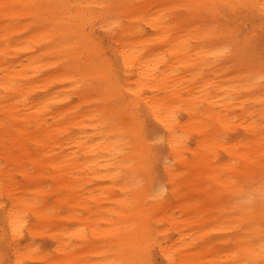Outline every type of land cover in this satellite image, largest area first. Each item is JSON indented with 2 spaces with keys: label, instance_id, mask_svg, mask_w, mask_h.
I'll list each match as a JSON object with an SVG mask.
<instances>
[{
  "label": "bare ground",
  "instance_id": "1",
  "mask_svg": "<svg viewBox=\"0 0 264 264\" xmlns=\"http://www.w3.org/2000/svg\"><path fill=\"white\" fill-rule=\"evenodd\" d=\"M19 2L24 6L22 10L30 13L40 24L38 32L33 35V43H46L44 50L63 64V68L56 74L47 76L49 80L67 76L65 81L70 86L78 85L81 80L85 83L92 78V75L101 80L103 73L111 66L105 60L94 59L91 53L98 50V42L91 28L86 30V27L98 25L109 32L113 30L112 42L121 62L119 68L122 70L124 80L116 89L106 86L105 94L115 90H126L131 96L127 105L136 106L139 101L144 103L149 113L162 125L165 131V143L169 151L175 154L173 160L175 162L181 160L184 151L183 138L176 133V119L173 114V107L177 106L179 98L186 104L185 109L196 115V112H199L200 102H206V108L209 110H213L214 105L217 104L227 109L230 104L236 102L237 92L241 88L240 78H232L228 81L221 79L218 82L209 75L197 72L203 68L199 63L200 59L210 65L212 61L207 60L208 58L213 60V57L234 54V48L225 41L226 37H234L226 31L227 26L221 23V13L224 11L236 13V10L241 9L255 26L264 24V0H19ZM92 3L99 5L100 9L98 11L91 9ZM145 28H149L150 33L147 34ZM204 39L212 41L211 44H205L206 49L200 46V41ZM148 44H158L160 47L148 53ZM0 49L3 48L0 46ZM32 49L31 46L27 48V50ZM84 57L96 62L91 70L85 69ZM41 68V65L30 67L34 72H40ZM75 68L79 70L78 79L72 75ZM187 68H192V71L189 78L190 86L185 87L183 81L186 75H182L181 72ZM27 74L17 71L0 75V90L6 92V97L11 96V104L25 96L24 88L18 86L16 82ZM180 74L183 77L179 76ZM254 84L258 85L257 82L249 85ZM262 84L264 86V81ZM184 88L189 92L186 97H182ZM155 91L162 92V95L155 94ZM57 93V100H61L60 92ZM167 96L172 98L169 103ZM16 105L14 103L13 107ZM38 108L37 116L41 120L46 115L45 106H41L39 110ZM130 114L134 116V113ZM213 118L218 122H224L226 116L220 113ZM37 124L42 126L39 121ZM130 126L114 136L117 127L111 121L108 133H105L104 137L92 142L81 139L69 146V150L60 159L49 158L45 153L32 157L40 169H36V175L28 176L33 179L42 173V169L46 170L47 167L53 169L52 178L64 190L59 203L67 204L65 216L68 218L76 212V203L85 202V199L81 201L74 194L80 190L78 184L86 180V177H77L79 174H75L79 171L80 164L74 154L78 152L84 154L86 157L84 164L90 169L92 176L105 178L103 180L105 183L99 188L102 190L108 188L110 197L115 202V206L105 209L100 203L99 196L96 198L98 208L95 211L91 210L90 213L96 214L105 209L104 211L117 217L116 220L106 221L108 226L100 229L97 226H84L80 231L72 232L65 231L63 226H55L49 233L44 232L43 234L52 240L54 249L61 254L53 259L46 258V264H146V258L150 260L149 248L152 245L157 246L162 264H195L194 258L198 247L191 233L184 228L186 221L193 217L187 212H190L195 197L188 193L189 206L185 204L186 200L179 201L187 214L186 219H179L174 208L167 201L153 198L149 192H146V188L138 187L140 169L145 163L143 161L142 166L138 156L144 154L146 157L149 149L143 141L141 144L137 140L140 135L136 127L132 124ZM256 127L253 121L248 124V129L258 136L260 132ZM14 129L20 131L18 125ZM43 130L42 133H48V129ZM26 139L27 135L14 137V140L21 144H25ZM259 139V137L255 138L254 142L257 143ZM200 141V146L205 152L195 151L194 155L201 158L194 157L190 164L191 167L199 164L203 170L194 173L195 177L189 179V183L194 181L198 189L205 183L203 178L210 177L217 189L215 194L210 195L213 196L212 199H217L215 195L220 193V186L227 189H234L235 186L230 184L229 179L218 174L208 159V152L216 146L215 140L205 133L202 134ZM246 145L249 143L247 142ZM63 149L61 148L62 151ZM250 150L264 156V145L258 148L255 146ZM241 154L246 161L248 160L245 163V166H248L249 150L246 149ZM39 155L45 156L42 162L37 159ZM164 166L167 179L171 181L175 175L174 168L167 163ZM4 175L8 173L0 162V194L4 195L6 189L7 201L9 200L8 205H4L0 200V242L11 249L13 260L17 263L25 257L32 259L42 257L37 252L38 248L33 247L32 244L27 243L22 246V242L29 240L25 237V231L31 237L33 235L30 233H34L33 230L26 228L25 213L31 211L38 220L43 221L41 222L43 226L40 228L43 231L48 227L46 220L51 217L57 219L59 216L52 213L56 204L37 207L34 197L13 196L11 184L6 186L3 183ZM10 181L12 183V178ZM112 191H120L121 195L112 194ZM253 199L235 202L237 214L228 220V225H238L240 230L239 225L243 224L241 233L251 234L256 239L254 241L256 244H251L247 237L243 239L239 235L237 238L238 245L241 246L238 250H241L240 254L242 253L247 259L245 264H263L260 257L264 254V227L258 221L261 218L259 215H264L263 184L258 188ZM204 204L202 202L201 206H205ZM232 204V201H227V207H231ZM200 211L206 212V209ZM208 217L213 218V215ZM163 220H166V226L155 230L156 240L149 238L147 233L149 222L154 221L159 225ZM168 229L176 233L174 238L169 239L166 236ZM95 238L104 240L98 239L94 241L96 245L90 244ZM80 243L82 247L87 248L86 250L96 252L98 258L90 259L87 251L76 254L74 247ZM206 245L197 253L205 254L209 248L214 247L211 242ZM238 250H233L232 256L236 257Z\"/></svg>",
  "mask_w": 264,
  "mask_h": 264
},
{
  "label": "rangeland",
  "instance_id": "2",
  "mask_svg": "<svg viewBox=\"0 0 264 264\" xmlns=\"http://www.w3.org/2000/svg\"><path fill=\"white\" fill-rule=\"evenodd\" d=\"M90 7L96 11L100 9L96 3L90 4ZM23 8L24 6L20 4L19 0L18 2L0 0V46L3 48L0 49V70L2 71L0 75L12 74L17 71L28 73L27 76L21 77L16 82L18 86L24 88L26 93L25 96L14 101L16 106L13 107L14 103L11 104V96L6 97V92L0 90V162L8 173L3 176V183L6 186L11 184L13 196L23 195L36 198L34 202L37 207L56 204L52 213L59 214V216L57 219L51 217L46 220L48 227L41 231L40 228L43 226L41 222L43 221L38 220L31 211H26V228L33 230L34 233H30L33 235L31 237L25 231V237L29 240L22 242V246L27 243L32 244L33 247L38 248L37 252L42 257L34 259L25 257L17 263L13 260L11 249L0 242V264H46V258L53 259L61 254L54 249L52 240L44 235V232L48 231L49 233L54 230L55 226H63L65 231L72 232L80 231L84 226H97L100 229L108 226L106 221L117 219L116 215L104 211L106 208L115 206L108 188L103 190L99 188L105 183L103 182L105 178L92 176L90 169L84 164L86 157L80 152L74 154L80 164L79 171L75 174H79L77 177H86V180L78 184L80 190L74 194L81 201L85 199V202L83 204L76 203V212L68 218L65 216V211L68 209L67 204L59 203V198L64 190L52 178L53 169L47 167L44 170L41 168L42 173L33 179L28 176L36 175V169H40L32 160L33 156L45 153L49 158L60 159L69 150L68 147L77 141L87 139L92 142L104 137L105 133H108L111 121L117 127L114 136L132 124L140 135L137 140L141 144L143 141L149 149L146 157L144 154L138 156V159L142 161V166L145 161L144 167L140 169L138 187L146 188V192L152 195L157 186L166 185L168 192L162 200L167 201L174 208L179 219H186L187 215L179 201L186 200L185 204L189 206L188 193L190 192L195 197L190 212H187L193 217L186 221L184 228L195 239L198 247L197 252L209 242L214 245L205 254L196 252L195 264H245L247 259L242 253L240 254L241 250H238L241 246L238 245L237 238L239 235L243 239L247 237L251 244H256L254 242L256 239L251 234L241 233L243 224L239 225L240 231L238 225L229 226L228 220L237 214L236 201L254 200L253 197L256 196L258 188L262 184L264 185V156L250 150L255 146L258 148L264 145V86L262 84L264 81V76H262L264 73V24L255 26L245 16V13L241 12V9L236 10V13H227V11L221 13V23L227 26L226 31L234 37L225 38V41L234 48V54L213 57V60L208 58L207 60L212 61L210 65L200 59L199 63L203 68L197 72L209 75L218 82L221 79V81H228L232 78H240L244 86L240 85L236 102L230 104L227 109L217 104L214 105L213 110H209L206 108V102H200L199 112H196V115L189 113L185 109L186 104L179 98L177 106L173 107V114L176 119V133L183 138L184 151L181 160L175 162L173 161L175 154L169 151L165 143V131L162 125L149 113L144 103L139 101L136 106L127 105L131 96L126 90H115L105 94L106 86L116 89L124 80L122 70L119 68L121 62L112 42L113 30L109 32L98 25L86 27V30L91 28L95 40L98 42V50L91 53L95 57L94 59L109 62L111 68L106 69L101 80L92 75V78L86 80L87 82L84 83L81 80L78 85L70 86L65 81L67 76L51 80L47 77L61 70L63 64L44 50L46 43H33V35L38 32L40 24L30 13L22 10ZM145 29L147 34L150 33L149 28ZM200 42V46L204 49L207 48L206 43H212L211 39H204ZM28 46L33 49L27 50ZM158 47H160L158 44H148L147 51L148 53L155 51ZM83 60L87 70H91L96 63L85 57ZM34 65L42 66L40 72L30 69ZM191 71L192 68H187L181 72L182 75H186L183 81L185 87L190 86ZM181 74L179 76L183 77ZM72 75L76 79L80 78L79 70L75 68ZM31 81L32 84H30ZM254 82H257L258 85H249ZM57 91L60 92L61 100H57ZM211 91H214L213 88ZM155 94L162 95V92L155 91ZM188 94L187 88H184L182 97H186ZM23 98L24 102H22ZM171 101L172 98L167 96V102ZM24 104L27 105L24 106ZM41 106H45L46 115L43 113L42 116H45L39 120L37 107ZM130 113H134V116ZM220 113L226 116L224 122H218L213 118ZM37 121L42 123V126H38ZM252 121L260 132L258 136L254 131L248 129V124ZM16 125L20 127L19 132L14 129ZM45 128L48 129V133H42ZM205 133L215 140L216 146L208 152V159L212 163V167L223 178L229 179L232 186H235L234 189L220 186V193L215 195L217 199H212L213 196L210 195L217 192L210 177L203 178L205 183L198 189H196L197 185L194 181L189 183V179L195 177L194 173L203 170L199 164L191 167L190 161L198 156L194 155L195 151L205 152L204 148L200 146V138ZM25 135H27L25 144L14 140L16 136L23 137ZM257 137L260 139L255 143L254 140ZM247 142L249 145H246ZM61 148H64V151ZM246 149L249 150L250 155L248 166H245L248 160L246 161L241 154ZM239 153L241 155H238ZM198 157L201 158V156ZM44 158L43 155L37 156L39 162H42ZM165 163L174 168L175 175L171 181L167 179ZM6 193L8 191L4 189V195L0 194V200L4 205L9 203ZM112 194L120 196L121 192L112 191ZM99 196L100 203L105 209L96 214L90 213L91 210L95 211L98 208L96 203L98 199L96 200V198ZM228 200L233 203L231 207H227ZM202 202L205 203L203 207L201 206ZM202 209H206V212H201ZM208 215H213V218H209ZM259 217L261 218L258 221L264 227V215H259ZM149 223L150 227L147 230L149 238L156 240L155 230L164 228L166 220L160 222L159 225L154 221ZM167 232L166 236L169 239L176 236V233H172L170 229ZM98 239L104 240L95 238L90 244ZM94 244L96 245V242ZM256 247L258 248L259 245L257 244ZM86 249L80 243L76 244L74 252L77 254L87 251L90 259L98 258L96 252ZM233 250H238L236 257L232 256ZM149 253L150 260L146 258V264H162L156 245L149 248ZM260 258L261 263L264 264V254H261Z\"/></svg>",
  "mask_w": 264,
  "mask_h": 264
},
{
  "label": "clouds",
  "instance_id": "3",
  "mask_svg": "<svg viewBox=\"0 0 264 264\" xmlns=\"http://www.w3.org/2000/svg\"><path fill=\"white\" fill-rule=\"evenodd\" d=\"M167 192H168V187L164 184H161L154 189V191L152 193V197L153 198H159L162 200L165 197V195L167 194Z\"/></svg>",
  "mask_w": 264,
  "mask_h": 264
}]
</instances>
